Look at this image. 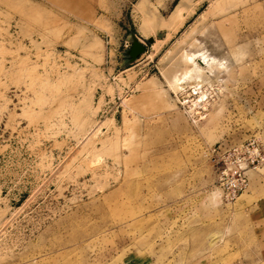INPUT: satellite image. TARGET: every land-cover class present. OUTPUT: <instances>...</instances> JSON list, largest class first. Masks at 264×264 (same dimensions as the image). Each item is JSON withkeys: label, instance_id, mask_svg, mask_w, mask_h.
<instances>
[{"label": "rangeland", "instance_id": "obj_1", "mask_svg": "<svg viewBox=\"0 0 264 264\" xmlns=\"http://www.w3.org/2000/svg\"><path fill=\"white\" fill-rule=\"evenodd\" d=\"M142 1L0 0V264H264V0Z\"/></svg>", "mask_w": 264, "mask_h": 264}, {"label": "built area", "instance_id": "obj_2", "mask_svg": "<svg viewBox=\"0 0 264 264\" xmlns=\"http://www.w3.org/2000/svg\"><path fill=\"white\" fill-rule=\"evenodd\" d=\"M215 159L222 164L219 187L226 202L239 199L249 187L248 173L264 163V155L255 142L242 143L216 151Z\"/></svg>", "mask_w": 264, "mask_h": 264}, {"label": "bare ground", "instance_id": "obj_3", "mask_svg": "<svg viewBox=\"0 0 264 264\" xmlns=\"http://www.w3.org/2000/svg\"><path fill=\"white\" fill-rule=\"evenodd\" d=\"M142 2L144 4L145 0H143ZM140 4H142V3H140ZM182 11H183V7L177 6L175 8V10L173 11L170 19L172 21H174L182 13ZM195 57H196L195 55L186 57V63L190 67L183 74V78L176 79L175 84L177 87H179V89H180V82H182L184 79H186V78L200 79L201 76L205 73V68L208 67V62H207L206 58L203 61L199 60V62L197 63L195 61Z\"/></svg>", "mask_w": 264, "mask_h": 264}, {"label": "water", "instance_id": "obj_4", "mask_svg": "<svg viewBox=\"0 0 264 264\" xmlns=\"http://www.w3.org/2000/svg\"><path fill=\"white\" fill-rule=\"evenodd\" d=\"M146 48L143 47L138 40L134 39L131 42V48L127 51V57L129 58L128 64H131L139 59V57L145 53Z\"/></svg>", "mask_w": 264, "mask_h": 264}, {"label": "crops", "instance_id": "obj_5", "mask_svg": "<svg viewBox=\"0 0 264 264\" xmlns=\"http://www.w3.org/2000/svg\"><path fill=\"white\" fill-rule=\"evenodd\" d=\"M220 191V190H219ZM220 193H222L221 191H220ZM223 195V194H222ZM264 199V198H263Z\"/></svg>", "mask_w": 264, "mask_h": 264}]
</instances>
